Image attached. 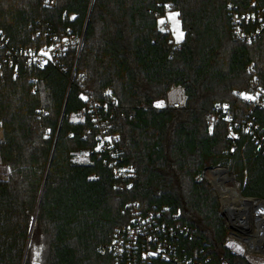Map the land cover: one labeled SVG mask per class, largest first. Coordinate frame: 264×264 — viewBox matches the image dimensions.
<instances>
[{"label":"trees","instance_id":"trees-1","mask_svg":"<svg viewBox=\"0 0 264 264\" xmlns=\"http://www.w3.org/2000/svg\"><path fill=\"white\" fill-rule=\"evenodd\" d=\"M229 2L0 0V27L15 46L33 45L32 33L45 26L84 34L81 48L72 45L63 58L65 70L0 71V157L9 170L0 179V264H114L102 248L131 224L130 203L167 207L168 221L192 228V238L180 239L181 254L203 264H251L228 246L218 192L204 177L209 167H226L244 196L264 198V149L253 137L264 136V105L238 94L264 87V33L238 38ZM240 3L264 11V0ZM167 8L179 13L180 42L159 24ZM173 84L186 90L182 108L163 103ZM86 97L119 134L122 161L136 173L128 189L96 150L91 118L69 119ZM248 121L253 132L242 129ZM80 151L89 158L78 159Z\"/></svg>","mask_w":264,"mask_h":264},{"label":"built area","instance_id":"built-area-1","mask_svg":"<svg viewBox=\"0 0 264 264\" xmlns=\"http://www.w3.org/2000/svg\"><path fill=\"white\" fill-rule=\"evenodd\" d=\"M47 6L55 7L57 0H44ZM169 10V8H167ZM233 31L235 35L247 42H251L264 33V11L261 9H247L241 5L240 0H230L228 3ZM84 34L78 37L69 28L64 34H58L51 26H45L32 33L33 45L15 46L0 27V71L5 65L13 67L15 75H20L24 66L44 68L53 64L65 70L63 58L69 48L76 44L81 48ZM75 67L72 70L70 81L75 76ZM34 82L33 91L39 89L38 78L32 77ZM244 99L258 106L264 105V87L253 86L250 92H238ZM187 101L185 88L180 84H173L167 92V105L171 107H183ZM224 107L229 103L224 102ZM99 102L94 98L86 97V104L77 112H72L69 119L74 123H84L88 116L98 127L96 134V150L105 155V161L111 167L117 179V186L128 189L132 180L135 179L134 169L122 161V151L117 145L119 134L109 131L110 121L102 118L99 114ZM228 111V110H227ZM39 115L47 114L42 107L37 108ZM234 120L231 114L228 121ZM242 129L252 131V122H243ZM3 127L0 125V135ZM229 132L232 135V129ZM253 137L258 140L259 146L264 149V136L253 132ZM90 153L80 151L78 159L89 158ZM215 168V167H214ZM207 170V169H206ZM204 171V177L208 179ZM229 173V172H228ZM259 212L264 215V198L253 197ZM224 205V204H223ZM131 224L123 229H118L112 242L102 248L103 253H111L114 264H155L154 259L171 260L176 264H203L198 259L185 254V248L180 245L181 238H192L195 231L188 225L172 223L164 217L167 207L143 210L137 203H130ZM229 227L228 235L235 236L243 241L248 247L247 253L252 256L264 257V240L262 234L245 231L241 223H234L226 218ZM158 264V263H156Z\"/></svg>","mask_w":264,"mask_h":264},{"label":"bare ground","instance_id":"bare-ground-1","mask_svg":"<svg viewBox=\"0 0 264 264\" xmlns=\"http://www.w3.org/2000/svg\"><path fill=\"white\" fill-rule=\"evenodd\" d=\"M220 167L209 168L217 169ZM206 170L205 174L208 179L221 191L222 201L225 206V213L228 219L234 223H241V227L245 231L254 232L255 234H262L261 239L264 240V215L259 211V207L255 204V200L252 198H245L240 191L235 179L228 177L229 179L222 178L219 171H216L220 175L214 176L213 171ZM224 169V168H223ZM226 170V169H225ZM208 171V172H207ZM226 173H229L226 170Z\"/></svg>","mask_w":264,"mask_h":264},{"label":"rangeland","instance_id":"rangeland-1","mask_svg":"<svg viewBox=\"0 0 264 264\" xmlns=\"http://www.w3.org/2000/svg\"><path fill=\"white\" fill-rule=\"evenodd\" d=\"M159 24H160V26H162L166 30H170L171 31L173 39L176 42H180L181 40H183V38H184V30H183L182 25H181V20H180L178 11H176V10H168L166 12V15L160 19ZM163 103L167 104V98H166V100ZM174 108H182V107H174ZM0 125L2 126L1 122H0ZM110 126H111V123L109 125V128H111ZM2 140H3V132H2V135H0V142ZM213 174H214L215 178H216V176L220 175V174L217 175V173L214 172V171H213ZM8 175H9L8 167L4 163H2L1 157H0V179H5V178L8 177ZM229 176L232 177L230 172H229L228 177ZM228 177H222V178L229 179ZM235 181H236L238 187L240 188V184L238 183V181L236 179H235ZM210 183L217 190L219 198H220V203H221V199H222L221 191L218 188H216L212 182H210ZM221 205H222V203H221ZM132 218H133V215H131V219ZM229 219H231V217H229ZM225 220H226V217H225ZM243 230H244V228H243ZM227 244L234 251L242 252L244 254V256L250 261L251 264H264V257L249 255L247 253V249H248L247 247L248 246L243 241L238 239L237 237L228 235Z\"/></svg>","mask_w":264,"mask_h":264},{"label":"water","instance_id":"water-1","mask_svg":"<svg viewBox=\"0 0 264 264\" xmlns=\"http://www.w3.org/2000/svg\"><path fill=\"white\" fill-rule=\"evenodd\" d=\"M216 167H220V168H224V169H226L227 170V172H229V170L226 168V167H223V166H216ZM209 168H214V167H209ZM209 168H207V169H209ZM231 176L234 178V175L233 174H231ZM235 179V178H234ZM209 180V179H208ZM210 181V180H209ZM211 182V181H210ZM215 186V185H214ZM216 187V186H215ZM217 188V187H216ZM241 191V190H240ZM243 195V194H242ZM244 196V195H243ZM245 198H252V196H244ZM221 203H222V205H221V212H222V214L224 215V217H226V218H228L227 217V215H226V213H225V206L223 205V201H222V199H221Z\"/></svg>","mask_w":264,"mask_h":264},{"label":"snow or ice","instance_id":"snow-or-ice-1","mask_svg":"<svg viewBox=\"0 0 264 264\" xmlns=\"http://www.w3.org/2000/svg\"><path fill=\"white\" fill-rule=\"evenodd\" d=\"M178 15V14H177Z\"/></svg>","mask_w":264,"mask_h":264}]
</instances>
